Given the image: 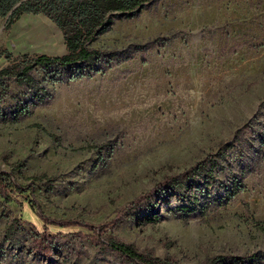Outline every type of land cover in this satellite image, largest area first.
Segmentation results:
<instances>
[{"label": "rangeland", "instance_id": "rangeland-1", "mask_svg": "<svg viewBox=\"0 0 264 264\" xmlns=\"http://www.w3.org/2000/svg\"><path fill=\"white\" fill-rule=\"evenodd\" d=\"M93 47L112 67L78 81L39 72L52 97L18 120L15 101L0 103V172L24 187L53 180L0 194V264H134L109 238L179 264H264V0H162L116 18ZM65 52L46 16L0 19V69L7 54ZM226 142L189 199L158 203L155 220L144 217L155 196L132 208ZM12 219L24 221L18 246L4 235ZM44 232L49 258L34 251Z\"/></svg>", "mask_w": 264, "mask_h": 264}, {"label": "trees", "instance_id": "trees-1", "mask_svg": "<svg viewBox=\"0 0 264 264\" xmlns=\"http://www.w3.org/2000/svg\"><path fill=\"white\" fill-rule=\"evenodd\" d=\"M162 0H0V19L6 20V27L10 28L23 15H44L49 18L62 32L66 52L61 56L23 55L13 58L6 55L8 64L0 69V103L7 100L15 101L13 116L18 120L30 113L31 105H42L49 101L52 92L49 86L39 78V72L47 76L54 73H66L69 81L89 79L104 72L102 66L110 65L112 59L105 58L104 53L93 47L99 36L105 34L119 17L132 18L146 7L157 4ZM16 86L31 95V101H24L19 94H15L12 87ZM231 142L223 143L217 152L205 156L203 159L185 169L177 175L166 177L156 184L153 190L139 196L130 205L140 206L153 196L157 204L150 206L145 218L155 220L158 215V203H166L173 197L189 199L191 192L199 188V180H214L215 170L219 167V160L224 158ZM28 186L19 185L11 173L0 172V194L7 202L11 201L9 191L24 193L35 191L36 182H45L51 188L52 179L46 175L35 177ZM243 191L242 185L237 184L229 195H237ZM35 207V205H33ZM196 207L180 208L177 211L192 213ZM43 220V214L39 213ZM24 221L12 219L5 231V239L18 246L16 235L22 230ZM62 226L72 224L59 222ZM55 236L48 232L34 234V251L49 258ZM108 246L118 252L126 260L134 264H179L172 258L161 260L148 254L138 252L133 246L121 243L113 238L108 239ZM254 256H250L253 258ZM237 263V262H236Z\"/></svg>", "mask_w": 264, "mask_h": 264}]
</instances>
